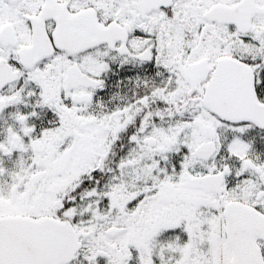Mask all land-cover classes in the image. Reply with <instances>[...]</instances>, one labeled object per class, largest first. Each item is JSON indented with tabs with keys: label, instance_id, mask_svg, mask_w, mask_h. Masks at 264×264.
I'll return each mask as SVG.
<instances>
[{
	"label": "snow or ice",
	"instance_id": "6c2138e0",
	"mask_svg": "<svg viewBox=\"0 0 264 264\" xmlns=\"http://www.w3.org/2000/svg\"><path fill=\"white\" fill-rule=\"evenodd\" d=\"M0 264H264V0H0Z\"/></svg>",
	"mask_w": 264,
	"mask_h": 264
}]
</instances>
